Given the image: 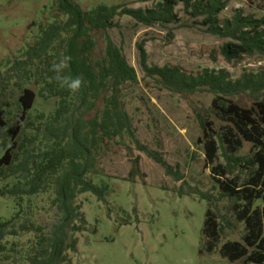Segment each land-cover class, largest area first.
<instances>
[{
	"label": "rangeland",
	"instance_id": "374dc122",
	"mask_svg": "<svg viewBox=\"0 0 264 264\" xmlns=\"http://www.w3.org/2000/svg\"><path fill=\"white\" fill-rule=\"evenodd\" d=\"M74 1L91 11L102 4L153 8L161 0ZM226 1L228 7L221 19L232 18L237 9L264 16L263 9H256L246 0ZM177 11L183 21L167 26L147 27L137 25L128 16L117 17L115 22L120 23V28L96 35V56L102 57L110 36L135 67L140 83L128 86L124 99L136 136L142 145L159 151L174 172L183 176V181L169 176L162 165L138 150L128 137L123 142H112L97 160L99 174L91 176L96 184H108L110 191L105 201L91 193L79 196L77 202L87 220L86 231L71 235L78 240L77 250L67 252L65 264H243L231 263L221 254L226 243L243 242L247 234L245 223L238 218L242 202L222 195L207 165L204 148L198 144L202 136L198 113L211 107L213 96L204 93L185 99L146 78L139 44H145L150 66H181L191 73L226 69L235 79L246 72L264 69V57L247 58L235 65L228 64L219 54L214 59L213 51L226 40L211 35L186 16L182 5ZM56 13V0H0V109L7 117V126L0 128V159L5 154L4 141L9 146L13 141L27 146L32 162L53 145L48 126L61 107L60 99L41 93L44 85L38 84L39 75L34 67L31 77L12 68L15 62L27 58L26 52L41 36V26L54 23ZM26 88L35 91L38 98L22 121V132L14 139L18 117L22 116L20 97ZM235 101L246 108L255 103L248 95L236 97ZM101 105L87 118H93ZM222 125L217 121L218 129ZM252 151V144L246 143L240 155L248 157ZM20 156L24 158L23 154ZM136 158H140L141 174L132 182L130 173ZM251 174L252 168L239 173L242 185H246ZM20 181H26L21 173L4 179L0 176V190L13 188ZM196 190L213 197L212 209L223 227L220 241L212 251L203 235L208 203L195 194ZM53 198V188L21 199L0 195V221H9L19 213L18 226L32 221L51 230L59 220L57 209L52 206ZM36 241L34 233L7 238L12 258L0 264H25Z\"/></svg>",
	"mask_w": 264,
	"mask_h": 264
},
{
	"label": "trees",
	"instance_id": "16d2710c",
	"mask_svg": "<svg viewBox=\"0 0 264 264\" xmlns=\"http://www.w3.org/2000/svg\"><path fill=\"white\" fill-rule=\"evenodd\" d=\"M246 1L256 9L264 10V0L260 3L258 0ZM181 5L186 16L205 27L211 35L226 40L213 51L214 59L219 54L228 64L235 65L247 58L264 57V16L237 9L232 18L221 19L228 7L226 0H161L155 7L146 9L102 4L91 11L74 0H56L54 23L41 26V36L26 52L27 58L15 62L12 68L31 77L34 67L39 75L38 84L44 85L41 93L47 92L48 97L60 99L61 107L48 126L49 137L54 142L32 162L27 146L15 141L9 146L4 141L1 178L21 173L26 181H20L13 188L5 187L0 190V195L21 199L53 188L52 206L57 209L59 220L48 231L32 221H24L18 226L19 213L9 221H0V263L12 258L7 238L21 233H34L37 237L25 264L67 262V252L76 251L78 244L71 235L86 231L87 226L82 206L77 202L79 196L91 193L105 201L110 191L108 184H96L91 176L99 174L97 160L112 142H123L128 137L138 150L162 165L169 176L183 181V176L174 172L159 151L142 145L136 136L124 99L125 89L140 83L135 67L110 36H107L102 57L96 56V35L120 28V23L115 22L117 17L128 16L137 25L147 27L179 24L183 21L177 11ZM139 51L145 77L164 90L189 100L198 94L213 96L211 107L198 113L202 129L198 144L204 148L207 165L222 195L242 202L238 218L247 229L243 242L226 243L221 254L231 263L264 264V205L257 206L258 202L264 204V69L246 72L236 79L226 69L191 73L181 66H150L145 44H139ZM61 55L72 57L71 74L84 80L81 92L75 96L52 79L51 65ZM242 95L255 99L251 108L235 101ZM37 98L32 89L23 90L20 97L22 116L18 117L14 139L22 132V121L34 108ZM100 103L95 116L88 119L87 115ZM217 121L223 124L219 129ZM6 126V113L0 109V128ZM246 143L253 147L252 155L248 157L240 155ZM139 164L140 158H136L130 173L132 182L141 174ZM250 168V180L242 185L239 173ZM195 194L208 203L203 235L208 250L212 251L220 241L223 227L212 209L215 206L213 197L197 190Z\"/></svg>",
	"mask_w": 264,
	"mask_h": 264
},
{
	"label": "clouds",
	"instance_id": "9594fccd",
	"mask_svg": "<svg viewBox=\"0 0 264 264\" xmlns=\"http://www.w3.org/2000/svg\"><path fill=\"white\" fill-rule=\"evenodd\" d=\"M72 57L69 55H61L51 65V71L54 73V79L58 86L66 89L71 95L79 94L84 86V80L81 76H73L71 74Z\"/></svg>",
	"mask_w": 264,
	"mask_h": 264
}]
</instances>
